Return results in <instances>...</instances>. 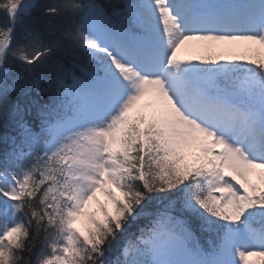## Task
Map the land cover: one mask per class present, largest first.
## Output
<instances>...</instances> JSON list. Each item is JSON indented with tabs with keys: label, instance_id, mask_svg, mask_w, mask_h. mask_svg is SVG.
Segmentation results:
<instances>
[{
	"label": "snow or ice",
	"instance_id": "snow-or-ice-1",
	"mask_svg": "<svg viewBox=\"0 0 264 264\" xmlns=\"http://www.w3.org/2000/svg\"><path fill=\"white\" fill-rule=\"evenodd\" d=\"M39 7L0 0V264H264V59L178 56L264 46V0Z\"/></svg>",
	"mask_w": 264,
	"mask_h": 264
},
{
	"label": "trees",
	"instance_id": "trees-1",
	"mask_svg": "<svg viewBox=\"0 0 264 264\" xmlns=\"http://www.w3.org/2000/svg\"><path fill=\"white\" fill-rule=\"evenodd\" d=\"M56 2L57 0H39L40 7L33 13V16L40 22L41 27H44L45 25H50L51 29L53 30L64 29L69 27L68 17L66 15L63 17H56V16H47L45 14L44 11L45 6ZM101 2H103V4L106 7L110 8L112 5H117L120 2V0H101ZM6 18H7L6 12L0 9V25H2L6 21ZM45 31L47 32V29H45ZM257 58H258L257 60L264 59L263 52L257 51ZM19 63H20L19 61H16V66H19ZM17 102L20 103L21 106H23V104L25 103V98L23 96H18ZM36 130H38V126ZM18 133H19V129L15 126L14 122L12 121H10L7 126H0V160L3 159L4 154L10 148V143L5 142V138L9 136L18 137ZM145 222H146L145 220L141 219L138 222V224H143ZM137 226L138 225H134L130 229V231H136ZM208 239L209 237H205L204 239H202V243H207ZM122 243H123V239L117 242L113 253L109 257L111 260L114 261L116 259V255H117L116 250L120 247V244Z\"/></svg>",
	"mask_w": 264,
	"mask_h": 264
},
{
	"label": "rangeland",
	"instance_id": "rangeland-1",
	"mask_svg": "<svg viewBox=\"0 0 264 264\" xmlns=\"http://www.w3.org/2000/svg\"><path fill=\"white\" fill-rule=\"evenodd\" d=\"M257 47H261L264 53V46H261L251 41H233V42H202V41H186L182 45L180 54H183L182 60H195L198 61L200 55L206 50H214L216 54L220 55L219 60L227 58H240L241 60L254 59L257 60L253 53L250 51ZM178 53V54H179ZM100 200L105 201L106 197L101 193L99 194ZM78 227H85L84 224L78 223ZM252 260H257L258 257H251Z\"/></svg>",
	"mask_w": 264,
	"mask_h": 264
}]
</instances>
